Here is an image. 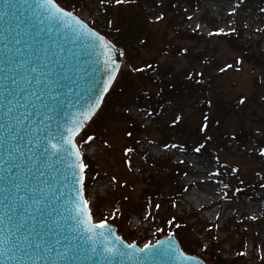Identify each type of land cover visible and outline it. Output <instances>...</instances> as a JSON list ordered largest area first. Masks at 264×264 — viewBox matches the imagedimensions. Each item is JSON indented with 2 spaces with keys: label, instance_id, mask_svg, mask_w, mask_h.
<instances>
[{
  "label": "rangeland",
  "instance_id": "374dc122",
  "mask_svg": "<svg viewBox=\"0 0 264 264\" xmlns=\"http://www.w3.org/2000/svg\"><path fill=\"white\" fill-rule=\"evenodd\" d=\"M56 2L77 16L82 11L87 13L85 22L98 32L108 31L113 25L116 28L118 13H121L120 8H124L109 4L107 0L104 4H100L99 0ZM163 3L161 0L144 2L139 20H144L145 27L153 33L167 29L168 38H173L178 47L181 45L191 49L190 53H198L201 61L199 65L193 64L189 54L182 56L178 47L172 54L158 56L155 60L173 75L181 72L179 79L174 80L181 85L183 100L176 105L166 101L172 96H161V92L170 90L167 89L169 78L162 79L159 84L138 79L131 72L132 67H145L151 55L148 53L138 58L133 53V49L139 50L138 46L131 45L129 41L124 49L125 62L117 81L106 95L103 107L81 134L96 137L92 148H87L90 154L87 157L92 163L90 171L95 179L87 181L85 195L94 187L97 200L102 202L94 206L90 203L92 216L97 223L107 218V223L115 226L126 242L146 245L167 233L166 224L160 220L174 212L178 216L183 212L195 214L204 224L202 235L194 233L197 241L202 242V248L195 252L196 256L204 254L209 228L213 225L215 240L223 242L219 248L222 258L231 259L234 256V251L224 242L237 228L246 237L247 264H255L253 260L256 256L264 261V244L260 243L264 240V156L260 155L261 149H264V98L261 95L264 88L256 86L264 81V59L261 60L263 66L254 65L246 60L244 54L234 51L224 39L209 35L214 28H223L228 34L239 22L243 49L248 54H264V0H176V11L169 14L177 16L175 28L172 25L165 27V22L158 23L155 19L161 9H166ZM196 24H200L201 28L193 31ZM184 34H193L196 39H189ZM237 59L242 63L237 64ZM228 64L232 67H227ZM220 68H225V71L221 72ZM192 71L194 76L197 71L202 72L204 83L208 82L215 93L225 97L226 102L234 103L245 98L238 108L243 116L231 115L223 127L212 129L209 142L199 152L195 151L198 148L195 143L199 141L196 139L200 125L197 105L201 95L196 89L186 87L191 82L182 79L185 73ZM132 106L146 109L151 115L127 111V107ZM122 108L125 110L121 111ZM176 116L180 117L179 122H184L183 134L166 129L173 125ZM125 121L139 125L140 133L132 140L125 134ZM163 127L167 132L163 133ZM105 139L111 142V148L103 145ZM131 142L135 143V148H132ZM125 148L133 151L125 155ZM170 164L184 170L179 183L184 191L175 201L174 211L164 203L155 213V205L160 200L153 196L151 177L165 167L168 169ZM109 177H115V180H109ZM104 193L107 195L104 196ZM110 207L119 208L120 212L110 216ZM147 211H151L152 216L144 219Z\"/></svg>",
  "mask_w": 264,
  "mask_h": 264
},
{
  "label": "snow or ice",
  "instance_id": "6c2138e0",
  "mask_svg": "<svg viewBox=\"0 0 264 264\" xmlns=\"http://www.w3.org/2000/svg\"><path fill=\"white\" fill-rule=\"evenodd\" d=\"M105 2L106 0H99L100 4ZM107 2L109 4L114 3L117 6H126L135 4L136 0H107ZM161 3H163V0H161ZM40 8L44 10L42 15L46 19L54 22H66L68 19H72L82 29L87 28L86 34L92 37L94 41L100 42L102 47L105 49L112 48L111 42L106 41L105 37L98 31L88 28L85 20L61 7L56 0H44ZM165 13L166 9H161L155 19L164 21ZM81 15H83V11ZM188 19L191 20L192 17H188ZM108 23L111 24L112 21H108ZM66 26L70 27V25ZM199 28H201V25L196 24L193 31ZM230 31H235V29ZM213 34H225V30L220 28L215 33H209V35ZM48 41L46 47V42L43 39H37L28 32H17L16 35L11 37L12 48L9 49L10 55L7 62L13 72L19 69L23 75L20 76L19 80L12 79L11 75L6 77L11 81V87L5 88L6 98L11 97V99H8L5 112L7 125L3 132L5 151L4 158L0 161V170L4 174L0 179L5 180V187L2 189L5 203L0 208V260L4 264H58V262L69 264L72 260L77 258L88 259L90 253H96L95 246L91 248L89 253L78 240L66 235L58 219L60 217L59 201L61 194H58V188L54 185L67 181L68 177L63 174L60 168L54 167L50 162L49 149L41 139V125L45 120L50 119L49 113L55 111L57 106L68 98L65 93L60 91V80L70 79L72 85L75 84L73 74L76 72V68L70 61L65 70V75L63 77L57 75V69L51 57H56L55 64L64 68L62 59L64 60L65 57H62L61 54L65 49L62 45L53 41L51 37L48 38ZM188 51L189 49L184 47L181 55L184 56ZM106 54L109 56L106 63L113 64L108 74V80L102 89L97 84V87L93 90V96L96 98L92 108L89 109L86 115L81 114L83 119L76 122L74 129L69 130L71 135L68 136L66 141L71 149L70 155L75 158L69 166L72 169V183L74 186L78 185L77 196L79 199L75 204V212L78 222L85 224L86 231L92 234L90 239H92L93 245L95 244V236H105L104 230L112 235V229L107 224V218L99 223H94L92 220L90 203L94 206L95 203L102 202V200H97L96 189L91 188L85 196L86 189H88L87 181L94 180L95 177L89 170L90 166L84 162L85 157L81 149L84 145H88L89 149L92 148L96 137L85 133L86 138L81 136L79 145L75 137L84 129L86 122L90 121L96 112L101 109L105 96L109 93L120 71L119 65H116L111 59L110 53ZM121 55H124V53L121 52ZM236 63L240 64L242 61L237 59ZM147 67L153 71L156 70L152 64H147ZM227 67L230 68L232 65L228 64ZM219 70L224 72L225 68ZM132 71L142 73L144 69L136 67ZM197 75L202 76L203 73H197ZM188 79L191 80L192 76L189 75ZM256 86L264 88V81L259 82ZM67 88L71 90V87ZM17 89L24 93L23 102L17 99L19 95ZM261 95L264 98V92ZM244 99L241 98V104L244 103ZM125 103L127 102L125 101ZM208 103L211 104V101L209 100ZM124 110L121 109V111ZM33 111L35 115H33ZM127 111L151 115L146 109H138L135 106L127 107ZM204 119L207 120L208 117L205 116ZM179 121L180 117L176 116L172 123L176 124ZM207 127V124L203 125L204 129H207ZM127 134L130 136L131 132ZM102 143L107 148L112 147L108 139H105ZM52 147L56 148L55 145H52ZM172 147H176V145H172ZM200 150V148L195 149L197 152ZM60 151L61 149L56 148V152ZM131 151L133 150L125 148V155ZM260 155L264 156V149H261ZM14 168L16 172L13 175ZM233 171H238V169H233ZM109 180H115V177H109ZM106 195L107 193H104V196ZM173 207H176V205L173 204ZM160 208V204L155 205L156 210ZM119 212V208L110 207L109 209L110 216ZM133 215L136 214L133 213ZM150 216H152V212L147 211L144 219ZM79 218L84 219L80 220ZM252 218L256 219V217ZM175 219V217H172L168 223L171 225ZM157 231L162 230L157 229ZM168 242L169 244L172 243L171 238ZM110 243L111 247L106 243L99 253L105 260L115 257L131 258V254L127 250H136L135 244H126L121 237L114 236ZM260 243L264 244V240H261ZM61 246L62 251L60 250ZM152 247H154L152 244L145 245V248ZM205 248H207V245H205ZM139 251L143 252L144 249H139ZM240 255L243 256L245 253L241 252ZM189 259L192 258L189 257Z\"/></svg>",
  "mask_w": 264,
  "mask_h": 264
},
{
  "label": "water",
  "instance_id": "95a60500",
  "mask_svg": "<svg viewBox=\"0 0 264 264\" xmlns=\"http://www.w3.org/2000/svg\"><path fill=\"white\" fill-rule=\"evenodd\" d=\"M43 2L44 0H0V161L3 160L5 151V145L3 144V132L7 126L5 112L8 99H11V97L6 98L5 88L11 87V81L6 79V77L11 75L12 79L19 80L20 76L23 75L19 69L13 72L7 62V58L10 55L9 49L12 48L11 37L16 35L17 32H28L37 37V39H43L46 42V47L49 43L48 38L51 37L53 41L62 45L65 49L61 54L62 57H65L64 60L62 59L64 68L55 64L56 57H51L57 69V75L61 77L65 75V70L70 61L76 68V72L73 74L76 81L75 84L72 85L70 79L60 80V91L65 93L68 98L63 100V103L58 105L55 111L50 112V119L45 120L41 125V139L49 149L50 162L54 167L60 168L63 174L68 177L67 181L54 185V187L58 188V194H61L59 201L60 217L58 219L63 226L62 230L64 233L74 240H78L89 253L93 246L96 248V253H90V258H77L70 261L69 264H206L196 256L186 255L178 241L171 236L157 239L159 243L152 244L154 246L152 248L138 247L136 245V250L128 249L127 251L131 254V258L115 257L105 260L99 253L106 243L111 247L110 242L114 236L119 237L116 234V228L108 224L112 229V235H109L107 230H104L105 236H95V244L93 245L92 239H90L92 234L86 231L85 224L78 222L75 212V204L79 199L77 196L78 185H73L72 169L69 167L75 158L70 155L71 149L66 141L68 136L71 135L69 130L74 129L76 122L83 119L81 114L84 113L86 115L89 109L92 108L96 98L93 96V90L97 87V84L102 89L108 80V74L113 64L106 63L109 58L106 53H110L111 59L120 68L123 62V55H121L123 50L112 43L111 49H105L100 42L94 41L92 37L86 34L87 28L82 29L72 19H68L66 22H54L46 19L42 15L44 10L40 8ZM66 25H70V27ZM105 40L109 41L106 38ZM67 87H71V90ZM17 92H19L17 99L23 102L24 93L20 92L19 89H17ZM33 115H35L34 111ZM88 123L89 121L86 122V125ZM52 145H55L61 151L56 152V148H53ZM37 167L39 168V165ZM15 172L16 169L14 168L13 175ZM3 175L2 170H0V177ZM4 187L5 180L0 179V208L5 203L4 192L2 191ZM79 219L83 220L84 218ZM169 238L172 240L171 244L168 242ZM125 243L128 244L127 242ZM139 249H144V251L140 252ZM60 250H63L62 246ZM189 257L192 259H189ZM0 264H4V262L0 260Z\"/></svg>",
  "mask_w": 264,
  "mask_h": 264
},
{
  "label": "trees",
  "instance_id": "16d2710c",
  "mask_svg": "<svg viewBox=\"0 0 264 264\" xmlns=\"http://www.w3.org/2000/svg\"><path fill=\"white\" fill-rule=\"evenodd\" d=\"M146 1L147 0H136L135 4L126 5L124 6V8H120L119 12L121 13H118V24L116 25V28H114L113 25L111 29H109L108 31L104 30L102 33L106 37L114 36L113 42L116 45L123 47L124 49L129 45V41L131 45H137L139 50L133 49V53L138 58H141L142 55H146L149 53L151 57L147 64H152L156 70L153 71L152 69L147 67V64H145V67L143 65L144 71L142 73L134 71H132V73L137 75L138 79H147V81L149 82H159V84L161 83L162 79L169 78V87L167 89L170 90L161 92L162 95H160L162 96V98H168L167 96H172L171 98L166 99V101L178 104L179 100H183V94L180 90L182 89L181 85H177L178 81L174 79H179V75L181 72H179V75L177 73L173 75L169 69L161 68L162 66H160L158 62L155 61L158 56L172 54L173 51L177 49L178 45H176L173 38H168V35L166 34L167 29H165L164 31H155V33H153L151 31H148V27H145L146 23L144 22V20H142V22L139 20V17H141L142 14L140 13V8L142 7L141 5ZM163 4L166 6L165 20L158 21V23L165 22V27L172 25L171 27L175 28V20L177 19V16H173L174 14H169L173 13L172 11H176V0H166ZM147 22H149L148 19ZM234 29L235 31H232L231 33L219 35L213 34V36L224 39V41L227 42V44H229L234 51L237 50L244 54V57L248 62L257 66H263V63L261 61L262 59H264L263 53L258 55L255 52H250L248 54V52L243 49V45L240 42L241 38L239 32H241V29L239 22L235 23ZM216 30L217 29L214 28L212 29V32L215 33ZM184 35H186V37H188L189 39H196L193 34ZM262 40L264 41L263 38ZM178 48L179 53L181 54L184 46L182 47L181 45H179ZM184 55H188L193 64L199 65L201 57L200 55H198V53L193 54L188 51V53H185ZM208 61H210V59ZM197 73L202 72L197 71L196 76L193 75V71L192 73L187 72L182 79L188 81L187 83L191 82L190 86L186 85V87L190 89H196L197 93L201 95V100L197 105L199 107L198 109L200 113V125L197 128L196 139H198L199 141L197 143H195L194 141V143L196 147L204 148L205 144L209 142V137H211L210 135L212 134V129H219L223 127V124H226V122H228L231 115H234L238 118H241V116L243 115H241L242 112H238V108L241 106L240 100H235L234 103L226 102L225 97L219 96L217 93H215L214 89L208 84V82L204 83V79L202 77L203 75H197ZM189 75L192 76L191 80L188 79ZM212 93L214 94L212 95ZM209 100L211 101V104L208 103ZM205 116L208 117L207 120L204 119ZM204 124L208 125L207 129L203 128ZM123 125H126L125 134L131 132V135L129 136L131 140L133 137H135L136 134L140 133L139 125L135 122L125 121ZM183 128V120L176 124L170 125L169 127H166V129H168L169 131L175 130L178 134L184 133L185 130H183ZM166 129L165 127H163L161 130L164 133ZM131 146L132 148H135V143L131 142ZM164 169H166V167L161 169L160 172H158L155 176L151 177L153 182L151 183V186L154 190L153 193H155V195L153 194V196L160 200V203L158 202L159 204L164 205L165 203L169 210L174 211L173 204H176L175 201L178 200V198L184 191L183 187L179 184L184 170H181L179 166L172 164H170L169 168L166 169V173L163 172ZM154 211L156 213L158 210L154 209ZM172 217H175L176 219L170 225L168 221L172 219ZM160 222L166 224V232L168 234L174 235L178 239L184 251H186L187 253L195 254L196 250L201 247L202 242L197 241L194 233H196L197 235H202L204 224L197 219V215L183 212L178 216L174 212L171 215H168V217L164 218L163 220H160ZM212 226L209 228L210 233L208 241L206 240L209 248L205 249L203 254V256H207L206 262H208V264H247V261L245 260L246 254L243 256L240 255L241 252L245 253L246 237L240 234L238 229L236 228L224 242L226 244H229V247L234 251V256L231 259H224L219 252V248L223 244V242H218L215 240V231ZM253 261L255 262V264H264V261L261 260V258L258 256H256Z\"/></svg>",
  "mask_w": 264,
  "mask_h": 264
},
{
  "label": "bare ground",
  "instance_id": "6f19581e",
  "mask_svg": "<svg viewBox=\"0 0 264 264\" xmlns=\"http://www.w3.org/2000/svg\"><path fill=\"white\" fill-rule=\"evenodd\" d=\"M78 17L82 20H84L85 18H87V13H83V15L79 14ZM206 173V172H205Z\"/></svg>",
  "mask_w": 264,
  "mask_h": 264
}]
</instances>
